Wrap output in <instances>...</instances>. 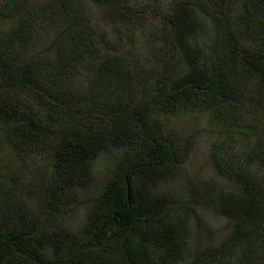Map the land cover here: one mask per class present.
Here are the masks:
<instances>
[{"label":"trees","instance_id":"1","mask_svg":"<svg viewBox=\"0 0 264 264\" xmlns=\"http://www.w3.org/2000/svg\"><path fill=\"white\" fill-rule=\"evenodd\" d=\"M83 1L0 0L12 19L0 35V138L46 162L27 188L0 162V264H264V0H175L169 12L88 0L123 23L159 20L146 62L94 28ZM196 111L223 128L211 161L227 186L155 193L191 151L165 121ZM115 150L94 186V162ZM200 207L227 219V233L185 262L210 229ZM79 208L75 231L62 221Z\"/></svg>","mask_w":264,"mask_h":264},{"label":"rangeland","instance_id":"2","mask_svg":"<svg viewBox=\"0 0 264 264\" xmlns=\"http://www.w3.org/2000/svg\"><path fill=\"white\" fill-rule=\"evenodd\" d=\"M51 0H40L47 2ZM175 0H132L130 3L135 7L142 5L158 6L163 12H169ZM83 6L86 18L99 31L105 32L113 42L121 40V46L125 47L128 52H134L135 56H139L143 62L153 59L152 55L155 50L153 37L150 35V24L159 22V20L149 19L145 24L120 22L116 17H112V12L103 8L94 2L84 0ZM148 15H151V9H148ZM12 19L0 18V35L2 36L9 28L8 24ZM53 27L50 32L53 34ZM211 28L205 25L199 33V41L203 42L211 37ZM32 47L37 52L41 46ZM36 47V48H35ZM84 70L81 68L76 77L83 81ZM165 128L168 133L175 136L179 142L185 146L191 141L190 155L188 161L182 166L180 176L175 177L168 183H163L154 189L155 193H167L179 197L188 192V185L194 181L204 182L215 180L219 187L226 188V183L219 178L214 170L211 154L212 148L216 143L224 140L222 135L223 128L218 125L207 113L204 112H182L176 116L168 117L165 121ZM239 134L234 136L238 141ZM230 144H234V140L230 139ZM235 141V142H236ZM233 142V143H232ZM238 145V144H237ZM239 147V146H237ZM250 148V146H248ZM232 155V154H231ZM235 155V154H233ZM122 156L118 150L103 153L93 164L94 186L102 179L107 177L113 167ZM0 162L8 172L15 171L19 174V184L21 187L27 188L30 184L36 182L35 169L45 166L46 162L43 158L32 156L27 161H23L10 147L9 143L0 138ZM45 169V167H44ZM224 182V184H223ZM23 190V188H22ZM26 190V189H24ZM182 197V196H181ZM201 220L207 224L210 229L203 232L199 239L194 236L188 242V252L186 253L185 262L191 261L194 252L216 243L220 236L227 233L228 221L219 216L215 211L208 208L200 207L198 210ZM72 230L78 231L86 222V214L84 208H79L66 217L62 221Z\"/></svg>","mask_w":264,"mask_h":264}]
</instances>
